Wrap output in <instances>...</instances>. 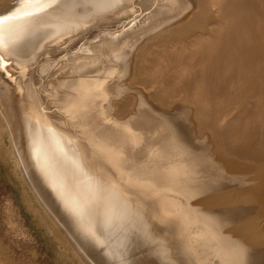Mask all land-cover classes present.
<instances>
[{"label": "bare ground", "instance_id": "bare-ground-1", "mask_svg": "<svg viewBox=\"0 0 264 264\" xmlns=\"http://www.w3.org/2000/svg\"><path fill=\"white\" fill-rule=\"evenodd\" d=\"M261 42L264 0H0V138L81 264H264Z\"/></svg>", "mask_w": 264, "mask_h": 264}, {"label": "rangeland", "instance_id": "rangeland-1", "mask_svg": "<svg viewBox=\"0 0 264 264\" xmlns=\"http://www.w3.org/2000/svg\"><path fill=\"white\" fill-rule=\"evenodd\" d=\"M139 16L134 19L133 16L126 18V22L130 20L123 28L126 26L129 28L134 24H136L135 27H138L141 22L135 21L134 23V20L141 21L143 15ZM118 31L120 32V30L116 32ZM261 43V48L256 51V57H264V42ZM13 75L15 76L16 73ZM257 76L256 80L264 85V72L261 71ZM243 89L241 94H236L232 100L226 103L228 107L233 108L238 105V108L242 109L246 107L247 103L255 105L254 97L248 94L251 89H255L254 84H247ZM143 125L144 123L141 124L144 129ZM142 144L144 142L139 146V150L137 149L139 152L142 151L141 156L138 153L139 158L145 156ZM8 145V136L4 135L3 139L0 138V252L5 262L7 264H81L79 259L74 257L75 253L71 252L72 248L58 234L53 223L54 220L61 219V211L55 207L51 209L54 205L53 202L51 207L41 203L44 202L43 199L41 200V194L36 193L34 188L32 190L29 179L26 177V170L23 165L21 166L13 160ZM36 195L41 197L39 196L37 200ZM45 208L48 210L50 208L52 211L57 210L61 216L58 214L59 216L55 215L57 218H51L52 212L49 210L50 216L49 211L46 212ZM53 213L56 214V212Z\"/></svg>", "mask_w": 264, "mask_h": 264}, {"label": "snow or ice", "instance_id": "snow-or-ice-1", "mask_svg": "<svg viewBox=\"0 0 264 264\" xmlns=\"http://www.w3.org/2000/svg\"><path fill=\"white\" fill-rule=\"evenodd\" d=\"M36 2H38V0H36Z\"/></svg>", "mask_w": 264, "mask_h": 264}]
</instances>
